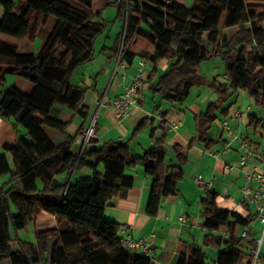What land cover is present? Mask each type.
<instances>
[{"label": "trees", "instance_id": "trees-1", "mask_svg": "<svg viewBox=\"0 0 264 264\" xmlns=\"http://www.w3.org/2000/svg\"><path fill=\"white\" fill-rule=\"evenodd\" d=\"M0 5L4 10L0 35L14 39H33L49 18L56 20L38 55L20 53L15 45L0 41V118L13 120L25 131L15 145L4 147L12 157L13 169L0 156V177L10 175L0 186V261L162 264L123 248L119 226L105 219L103 211L109 201L133 186L124 170L139 163L152 179L145 207L148 215L156 213L162 198L177 194L182 171L165 165L164 137L141 157L132 154L128 142L111 141L96 147L90 137L77 156L71 151L74 139L66 132L76 117L88 115L84 91L73 86L70 78L76 67L92 60L94 44L105 30L104 23L95 21L99 13L92 11L93 0H0ZM109 6L125 21L119 62L132 64L135 55L129 48L137 38L153 48L145 55L154 64L153 71L145 75L153 95L162 102L182 104L192 88L207 84L217 96L196 117L198 137L207 150L214 144L208 134L210 125L217 113L226 112L221 105L231 96L245 91L254 105L264 106V0H192L190 6L173 0H113L105 5ZM229 28H235L230 37L224 32ZM213 58L224 61V83H208L199 74L201 63ZM161 60H167L168 67L153 84ZM6 75L26 80L31 92L26 94L15 85L4 88ZM252 124L256 125L253 118ZM148 125L149 119L141 121L134 133ZM42 127L58 131L64 142L52 145ZM83 169L90 172L89 177L75 182L55 180ZM216 199V193L206 191L200 200L202 227L210 233L226 229L228 238L207 235L204 239L205 246L217 249L213 261L195 246L189 254H181L177 264H250L248 246H255L256 241L238 236L237 228L249 226L252 216L218 208ZM41 212L54 217L52 227H35ZM30 226L34 243L18 239V232Z\"/></svg>", "mask_w": 264, "mask_h": 264}, {"label": "crops", "instance_id": "crops-1", "mask_svg": "<svg viewBox=\"0 0 264 264\" xmlns=\"http://www.w3.org/2000/svg\"><path fill=\"white\" fill-rule=\"evenodd\" d=\"M108 1L93 0L92 11L95 14L99 13L95 21L104 23L105 30L94 44L92 60L76 67L70 78L73 86L84 91L83 104L88 108L87 117L85 119L76 117L66 130L67 134L74 139L71 151L79 156L86 146L84 133L93 121H95V134L94 143L91 145L98 147L111 141L128 142L132 154L138 157L151 148L157 139L164 137L165 165L173 164L178 167L182 171V178L176 185L177 194L162 198L156 213L148 215L145 207L152 179L145 173L141 163L127 167L124 174L133 179V186L123 196L114 198L106 204L103 211L104 218L115 222L119 226V231L125 225L131 226L133 236L144 238L147 245L152 248L154 258L162 264H177L180 255L189 254L195 246L203 248L209 259L213 261L217 249L205 246L204 239L207 235H211V237L224 240L228 238L229 231L220 229L210 233L202 227L203 206L200 200L205 192L209 191L216 193L218 208L252 216L253 220L249 226L237 228V234L240 236L243 231H247L248 239L256 241L255 230L259 228L256 206L248 202L242 194L244 186L252 189L259 188L255 181H246L243 176L244 172L255 174L256 171L250 162L246 163V167H241L239 160L254 147H259L261 151H264V128L261 125L262 112H264L262 107L254 105L245 91H240V94H243L242 99L246 96L250 99L252 106L248 105L245 108L246 110L250 107V113L235 117L236 111L242 113L245 110H230V106L221 105L223 107L221 109H225L226 112L217 113V119L210 125L208 134L214 142L210 150H207L206 145L200 141L196 123V117L206 112L210 104L215 103L211 100L214 95L210 89L192 88L182 104H171L162 102L158 95L151 93L147 78L140 91L138 106L127 115L118 113L109 105L110 101L121 94L130 76L140 66L143 67L147 76L153 71L154 64L145 58L146 54L152 53L153 48L145 40L148 46H138V40L141 38H137L129 48V52L135 55L132 64L126 68L120 67L119 55L125 21L119 18L117 13L107 22L104 20L102 8L98 10V5L104 7ZM173 1L186 6L192 3V0ZM3 15L4 10L0 5V19ZM55 23L54 18H49L45 25L39 27L33 39H8L0 35V41L15 45L20 53L38 55ZM228 30H235V28L226 29L224 32ZM167 67V60H161L157 64V74L151 80L153 84L157 82ZM214 80L217 83L226 82L225 77L222 82L217 81V78L212 81ZM3 85L4 88L15 85L26 94L32 90L31 84L14 75H6ZM193 89L197 90L192 94ZM251 118L256 125H250ZM146 119L150 120L151 125L134 133L137 125ZM226 121L229 123L231 133L241 136L246 141V149L241 150L240 144L224 133L222 123ZM42 130L52 145L58 146L64 142L63 136L58 131L47 127H42ZM24 134L25 131L15 126L13 120L0 118V156L4 155L7 158L11 169H13L12 157L4 147L15 145ZM176 151H179L182 159L177 156ZM229 164L236 166V169L229 170L227 168ZM257 164L262 169V165L259 162ZM98 170L102 171V166H98ZM89 176L90 172L83 169L72 172L68 177L67 175L57 176L55 180L60 182L67 178L68 182H75ZM9 178V173L1 176L0 186L6 184ZM181 216H185L184 222L178 220ZM53 225V216L45 212L37 215L35 227L38 230ZM26 230L33 233L32 226ZM119 235L122 236L120 232ZM31 243H34V240ZM11 246L15 249L16 242H12ZM253 247L254 245L248 246L247 251ZM262 260H264V255H262ZM0 264L11 263L9 260H3Z\"/></svg>", "mask_w": 264, "mask_h": 264}, {"label": "built area", "instance_id": "built-area-1", "mask_svg": "<svg viewBox=\"0 0 264 264\" xmlns=\"http://www.w3.org/2000/svg\"><path fill=\"white\" fill-rule=\"evenodd\" d=\"M121 68H126V64L121 62ZM145 83V73L143 67L140 66L135 72L130 76L128 83L125 84L123 91L119 96L110 101L109 105L114 108L118 113L122 115H127L132 109L138 106L140 100V91ZM262 111H264V106H262ZM243 113H250V107H248L245 112L236 111L234 113L235 117H240ZM94 125L95 121L87 128L84 133V142L86 143L90 137L94 136ZM262 128H264V112H262L261 119ZM222 129L226 135L233 138L240 144V149L244 150L247 148V143L242 139L241 136L233 135L231 133L229 123L223 122ZM250 162L255 174L251 172H244V179L246 181H255L259 188L252 189L249 186H244L242 188V194L244 198L250 202L254 203L257 211V224L261 229V237L257 240L256 245L250 249V264H264L262 260V255L260 252L262 240H264V151H261L259 147H254L252 151L247 152L245 156H242L239 160V165L241 167H246V163ZM257 162L262 165V169L258 166ZM229 170H235L236 166L233 164L227 165ZM200 184H203L199 181ZM180 222L185 221V216H181L178 219ZM121 236V245L123 248L130 252H138L145 257H154V252L151 247H149L144 238H135L132 233V227L125 225L121 227L119 231ZM242 238H247V231H243L240 235Z\"/></svg>", "mask_w": 264, "mask_h": 264}, {"label": "rangeland", "instance_id": "rangeland-1", "mask_svg": "<svg viewBox=\"0 0 264 264\" xmlns=\"http://www.w3.org/2000/svg\"><path fill=\"white\" fill-rule=\"evenodd\" d=\"M102 0H100L101 2ZM105 0H103L104 2ZM109 1H113V0H109ZM108 1V2H109ZM102 4V3H99ZM98 10L100 8L102 13H103V18L104 20L107 22L108 20H110V18H112V16H114L117 13L116 8H111V6L109 7H101V5H98ZM235 32V30H228L227 32H225V34L230 37L233 33ZM8 39H13L11 37L6 36ZM203 39L205 40V36L203 37ZM139 45H143V46H148L146 44V42L142 39L138 40V46ZM224 61L221 58H213V59H208L204 62L201 63L200 65V69H199V74L205 79L207 80L209 83L214 79L217 78V81L222 82L223 80V75L225 73V67H224ZM200 88V87H199ZM203 89H209V87L207 85H202L201 86V90ZM197 89H193L192 90V94L196 91ZM213 98L211 99L212 102L217 100V96L212 93ZM242 95L240 94V91H238L235 95L231 96L225 103L222 104L223 107H228L230 106V110L233 109H241V110H245V108L249 105H251L250 99L248 98V96H246L244 99H242ZM222 107V108H223ZM95 126V125H94ZM12 211H14V208H11ZM256 231V242L257 240L261 237V229L258 228L255 230ZM18 239L22 240V241H26V242H33L34 240V236L33 233L27 230H22L19 231L17 234ZM260 252L261 255H264V240H262V244H261V248H260Z\"/></svg>", "mask_w": 264, "mask_h": 264}, {"label": "water", "instance_id": "water-1", "mask_svg": "<svg viewBox=\"0 0 264 264\" xmlns=\"http://www.w3.org/2000/svg\"><path fill=\"white\" fill-rule=\"evenodd\" d=\"M85 143V142H84Z\"/></svg>", "mask_w": 264, "mask_h": 264}]
</instances>
